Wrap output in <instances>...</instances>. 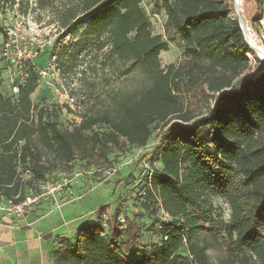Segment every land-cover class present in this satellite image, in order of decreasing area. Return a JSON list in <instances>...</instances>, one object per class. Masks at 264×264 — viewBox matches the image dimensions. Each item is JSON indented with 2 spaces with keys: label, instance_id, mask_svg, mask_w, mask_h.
<instances>
[{
  "label": "trees",
  "instance_id": "1",
  "mask_svg": "<svg viewBox=\"0 0 264 264\" xmlns=\"http://www.w3.org/2000/svg\"><path fill=\"white\" fill-rule=\"evenodd\" d=\"M158 1L165 35L172 32L183 45V59L165 69L158 57L168 42L151 34L141 0H0V10L17 6L24 13L59 2L62 38L79 34L66 61L74 65L99 42L121 63L122 76L138 66L151 79L140 92L108 93L85 107L78 123L61 128L60 105L47 96L31 101L38 77L30 62L17 94H4L0 78V193L14 202L57 172L119 166L113 149H145L152 131L159 132L147 158L151 178L134 183L139 214L122 215L120 224L115 213L104 222L101 208L96 223L55 242L52 264H211L196 241L198 219L225 235L226 252L239 264H264V71L246 73L249 48L230 7L219 0ZM254 2L264 11V0ZM186 98L213 105L195 116L182 108ZM213 197L228 204V220L215 215ZM144 220L156 224L159 241L134 257Z\"/></svg>",
  "mask_w": 264,
  "mask_h": 264
},
{
  "label": "rangeland",
  "instance_id": "2",
  "mask_svg": "<svg viewBox=\"0 0 264 264\" xmlns=\"http://www.w3.org/2000/svg\"><path fill=\"white\" fill-rule=\"evenodd\" d=\"M224 5L230 7V16L236 18L235 10L232 6V0H219ZM61 4L55 3L51 8L46 10L32 9L24 10L20 7L14 6L10 9L5 8L0 10V78L1 86L4 94H7L8 89L12 90V86H17V82L21 81L24 76L25 65L30 62L34 72L37 74L39 70L44 68L55 69L54 78L58 73L57 81L52 77L50 73L49 78L46 81L52 84V87L62 86L68 94L74 97L75 104L72 107L62 105V110L57 108L58 121L61 128H68L75 123L79 114L92 103L101 102L107 100L108 93H116V91L125 92H140L150 86L151 79L144 71L138 66H134L126 69L127 74L122 76L120 72L121 63L115 58L109 56V46L104 45L100 48V43H95L93 47L86 54L81 55L74 65L71 62L66 61V56L72 49L74 42L77 40L78 35L66 36L62 38L64 29L61 28L59 20L56 16V8ZM140 7L144 10L151 23V34L163 36V40L168 42V50L159 54L158 60L161 69L172 65L177 66L183 59V45L180 40L171 33L169 37L165 35L164 26L166 25V16L158 0H141ZM240 15L243 21L253 29L257 35L264 27V11L257 9L254 0H242L240 5ZM57 22L58 25H55ZM263 24V25H262ZM14 42L10 49L7 51V57L4 55V43L7 39ZM31 52L33 58L30 61H23L19 68H15L10 63L11 57L14 55L16 48ZM65 49V50H63ZM54 56V60L52 57ZM10 58V59H9ZM252 63L246 73L262 72L264 70L263 63ZM62 64H66L61 67ZM47 96L48 100H56L52 91L46 87L38 88L32 95L31 101L36 104L40 98ZM182 108L192 111L195 116H202L206 112V107L212 106L213 103L206 105V102L200 104L191 98L181 100ZM71 110V112L69 111ZM98 131H104L103 127L97 128ZM159 132L153 130L148 147L143 149L141 156H145L143 161L147 162L153 150V147L157 144V134ZM123 142V141H122ZM124 144V143H122ZM137 150L127 148L123 145L122 151L113 149L110 154V158L115 160L121 156L122 165L129 161ZM139 169H143L141 163L135 166L132 162L129 165H124L120 169V173L116 174L117 177L113 178L109 183L94 184V190L99 187V192H93L92 184L83 186L73 196L75 201L79 202L76 197L78 194L83 197L91 193L88 199L93 196H99L105 194L106 207L115 209L119 204V200L116 196L117 192H122L124 189L120 183H115L118 178L122 180L125 178L128 182L134 185L132 191L135 193L132 199L133 203L141 204L140 199L137 197V188L135 184L141 175V178L145 176L144 173H140ZM144 171V170H143ZM133 176V180H129ZM135 183V184H134ZM120 184V186H119ZM119 186V187H117ZM117 187V189L115 188ZM135 188V189H134ZM116 190V193H115ZM115 193V194H114ZM130 193V192H129ZM88 199L84 200L85 203H90ZM212 206L215 210V215L222 220H228L230 216V209L226 201L213 197L210 199ZM126 201L121 202V205L113 210L111 216L115 213L120 215H132L139 214V207L133 206L132 203L126 205ZM132 208H136L133 211ZM90 209V208H89ZM86 220L91 221L93 216L90 212L86 213ZM110 215L108 216V218ZM145 221V220H144ZM199 226H201V232L196 237V241L200 245L207 247L206 253L208 255L211 264H239L236 259L229 257L226 252V238L224 234H219L210 229L207 223L197 220ZM141 236L137 243L133 253L134 257H142L146 254L145 246L150 243H157L159 241V231L156 228V224L152 220L145 221L144 225H141ZM184 253V251H183Z\"/></svg>",
  "mask_w": 264,
  "mask_h": 264
},
{
  "label": "crops",
  "instance_id": "3",
  "mask_svg": "<svg viewBox=\"0 0 264 264\" xmlns=\"http://www.w3.org/2000/svg\"><path fill=\"white\" fill-rule=\"evenodd\" d=\"M115 177H117L116 174L111 180ZM115 183H120L124 189L116 194L119 204L115 209L124 200H127L126 205L131 207L135 194L132 191L134 185L125 178L123 180L118 178ZM87 185L90 184L83 180L56 202L43 201L33 206L23 217L9 219L0 214V264H52L50 255L56 248L55 242L62 239H74L78 228L84 223H96L99 210L106 207L104 193L90 199L88 197L91 193L85 197L78 194L76 198L82 199L78 200L79 202L75 201L73 196L78 191V187L80 189ZM94 188L92 184L90 188L93 190L92 193L99 192V187L95 190ZM86 199L90 203H85ZM115 209L106 207L103 216L111 215ZM132 209L136 211L135 208ZM87 212L93 216L91 221L86 220Z\"/></svg>",
  "mask_w": 264,
  "mask_h": 264
},
{
  "label": "built area",
  "instance_id": "4",
  "mask_svg": "<svg viewBox=\"0 0 264 264\" xmlns=\"http://www.w3.org/2000/svg\"><path fill=\"white\" fill-rule=\"evenodd\" d=\"M246 24V23H245ZM55 25H58L57 22ZM263 25V24H262ZM247 26V24H246ZM248 29V35L249 43L250 45L257 48V52H253L248 44H246L249 48V52L246 54V58L249 62V65H252V63L262 62L264 61V27L262 30L258 32L256 35L252 28L247 26ZM11 39V38H10ZM9 38L4 43V55L7 57V51L10 49L11 45H14V42L10 40ZM33 58V54L31 52H26L25 50H21L20 48H16L14 55L10 59V63L15 66V68H19L20 64L23 61H30ZM54 56L52 57V60H54ZM264 71V70H262ZM54 72L55 69L53 68H44L42 70H39L37 72L38 77V88L40 87H46L49 88L53 95L55 96L56 100L55 102L62 106L66 105L68 107H72L75 104V99L73 96L68 94L66 89H64L62 86H59L58 88L54 86L52 87V84L46 79L49 78L50 73H52V77L54 78ZM56 78L54 80L57 81L58 79V73L56 74ZM12 92L14 94H17L18 89L17 86H12ZM76 123L79 122V119L77 118L75 120ZM158 142V141H157ZM143 149L137 150V153L126 163L123 165H119L116 167H110V168H97V167H90V168H79L76 169L70 173L66 172H57L54 175L51 176V179L46 180L45 182L33 186L28 189L27 195L24 199H22L20 202H14V199H7L0 193V214L3 216L9 218V219H17L20 217H23L24 214L29 211L33 206H36L40 204L43 201H53L56 202L58 198L63 196L66 192H71L80 182L87 181L89 184H101L105 183L111 178L120 172V169L124 165H129L130 163L134 162H140L141 161V154ZM141 165L143 167L142 173H144L145 176H147V179L149 180L151 178L153 169L150 163L147 161H142ZM144 170V171H143ZM141 175L138 178V182H140ZM141 196H144V192H141ZM104 222L108 219V216H103ZM161 220L162 222H167L169 220V216L163 212H161ZM118 221L120 224L124 223L123 216L120 215L118 218Z\"/></svg>",
  "mask_w": 264,
  "mask_h": 264
},
{
  "label": "water",
  "instance_id": "5",
  "mask_svg": "<svg viewBox=\"0 0 264 264\" xmlns=\"http://www.w3.org/2000/svg\"><path fill=\"white\" fill-rule=\"evenodd\" d=\"M232 6L235 10V13H236V19L238 21V24H239V27L242 31V34L244 36V41L246 44H248L249 48L253 51V52H257V48L250 45L249 43V37H248V29H247V26L245 24V22L243 21V18L242 16L240 15V9H239V6L237 5V2L236 0H232ZM263 66H264V61H263Z\"/></svg>",
  "mask_w": 264,
  "mask_h": 264
},
{
  "label": "bare ground",
  "instance_id": "6",
  "mask_svg": "<svg viewBox=\"0 0 264 264\" xmlns=\"http://www.w3.org/2000/svg\"><path fill=\"white\" fill-rule=\"evenodd\" d=\"M236 2H237V5L239 6V9H240V5H241L242 0H236ZM248 37L250 38L249 35H248Z\"/></svg>",
  "mask_w": 264,
  "mask_h": 264
}]
</instances>
